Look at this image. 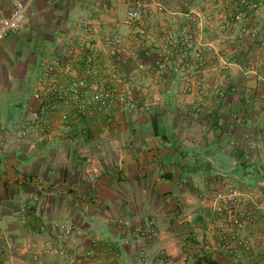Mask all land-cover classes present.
<instances>
[{
    "label": "crops",
    "instance_id": "0c3cea01",
    "mask_svg": "<svg viewBox=\"0 0 264 264\" xmlns=\"http://www.w3.org/2000/svg\"><path fill=\"white\" fill-rule=\"evenodd\" d=\"M23 1L28 7L25 27L0 40V124L20 116L57 39L75 31L83 0ZM128 1L91 3L108 29L130 36L133 28L123 25ZM160 1L162 11L148 2L146 38L128 42L136 59L119 64L129 82L120 89L143 84L142 94L132 90V96H142L140 103L159 96L158 105L119 116L109 132H104L102 120H84L81 128L86 134L74 143L51 142L34 150L11 143L0 153V236L9 237L16 249H5L0 264H62L46 253L48 242L67 250L94 246L110 264H141L142 256L149 264H250L242 251L229 256L217 249L220 238L204 203L188 194L182 182L206 177L216 151L231 158L233 166L241 164L230 142L264 130L261 40L232 41L239 28L233 19L238 0ZM11 10V0H0V23ZM193 11H199L201 21L197 40L213 43L214 50L206 53L207 67L198 69L190 50L184 72L173 60L162 82L153 75L139 79L137 64L155 62L163 29L179 33L194 18ZM248 15L259 21L264 33V7L256 16L252 11ZM219 33L232 36L219 46ZM221 57L229 58L227 71L221 68ZM241 66L247 70L241 71ZM215 84L224 85L222 97ZM231 114L246 120L232 137L226 132L233 124ZM253 162L264 165V150ZM149 220L157 236L146 241L135 230ZM63 222L75 228L67 239L57 229ZM260 224L251 229L257 240L256 264H264V223ZM32 252H37V261Z\"/></svg>",
    "mask_w": 264,
    "mask_h": 264
},
{
    "label": "built area",
    "instance_id": "2783aa9c",
    "mask_svg": "<svg viewBox=\"0 0 264 264\" xmlns=\"http://www.w3.org/2000/svg\"><path fill=\"white\" fill-rule=\"evenodd\" d=\"M215 1L231 3L232 0ZM148 2L154 4L158 10H163L160 0L128 1L123 25L132 27L134 31L130 36H125L114 28L106 27L101 15L92 8L91 0L82 1L75 31L57 39L56 50L49 55L38 73L35 87L24 102L20 116L0 124V153L11 143L29 150L51 142L74 143L86 134L81 124L87 119L97 122L102 120L104 132H109L119 116L148 112L151 107L161 102L159 96H153L151 101L143 103H140L142 96L133 97L132 90L142 94L143 84L133 86L132 90L120 89V85L128 81L120 74L119 64L125 59H136V54L130 50L128 42L146 38L144 19ZM11 4L9 17L0 23V40L22 30L28 20V7L23 0H11ZM235 6L238 11L233 19L239 24V28L233 38L239 43L260 39L264 52L261 24L248 15L252 11L256 16L264 7V0H238ZM193 15L194 18L179 33L170 28L163 29V41L156 45L158 53L155 62L137 64L136 76L139 79L153 75L156 82H162L173 60L180 71L184 72V61L190 50L195 66L200 70L207 67L206 53L214 50L213 43L197 40V30L201 22L199 11ZM229 38V35L221 34L215 44H223ZM173 52L176 54L173 55ZM221 61L222 70L227 71L229 58L221 57ZM246 70L245 67L241 68L243 72ZM216 93L222 97L224 90L216 89ZM230 119L233 124L226 128V132L232 137L235 127H242L246 120L237 114H231ZM230 146L238 151L240 163H252L255 155L260 156L264 150V130L245 133L242 139L232 140ZM217 183L220 185L215 189L210 187L208 208L212 213L213 224L221 232L218 247L229 252L240 249L244 254L250 253L251 242L247 229L254 225V219L247 211H242L240 205L245 196L261 195L263 186L261 183H257L256 188L245 184L237 186L221 179ZM21 211L25 212L24 208ZM57 229L66 239L75 232L73 225L68 222L60 223ZM135 235L146 241L154 239L157 236L155 223L149 220L146 226L135 230ZM44 248L47 254L57 257L62 264H110L98 256L94 246L67 250L64 246L56 248L48 242ZM5 249L16 252L12 240L0 236V258ZM31 258L37 261V252H32ZM140 261L141 264H149L143 256Z\"/></svg>",
    "mask_w": 264,
    "mask_h": 264
},
{
    "label": "rangeland",
    "instance_id": "374dc122",
    "mask_svg": "<svg viewBox=\"0 0 264 264\" xmlns=\"http://www.w3.org/2000/svg\"><path fill=\"white\" fill-rule=\"evenodd\" d=\"M220 35H221V33L218 34L215 41H217V39H218V37H220ZM231 36L232 35H229V37H231ZM229 40H230V38H229ZM233 40L236 41L234 38L232 39V41ZM220 51H223V50H220ZM220 53L221 52H219V54ZM241 68H242V66H241ZM241 68H240V70H241ZM214 88L216 91V89H219V88L224 89L225 87L223 84L222 85L221 84L220 85L215 84ZM234 93H235V91H234ZM218 129L222 134V130L220 129V126L218 127ZM221 136L223 138L226 137L225 135H221ZM222 137H221V139H223ZM231 162H232V159L228 158L227 155L220 153V151H216L213 155V159H211L212 169L208 170V173H207L208 175L206 177L204 175L198 176L197 179L194 181L186 178L187 180L184 179L182 184L185 187H187L188 194H191V196L194 199H198L199 201L204 203V205H205L204 209H206L208 211L207 217L211 220H212V213H210V210L208 208V204H209L208 199L210 198V187L212 189H215L216 186L220 185L217 183L218 179L225 180L227 183L234 184L237 186H241V185L245 184V185H248V186L253 187V188L257 187V183L262 184L263 189L261 190V195L258 196V195L254 194L251 197L245 196L243 199L244 201L240 205V209H242V211H245V212L247 211L250 214V217H252L254 219L253 220L254 225L250 226L247 229V233H249L248 237H249V235H251L252 240L249 237L250 242H251V251H250V253H247L248 256L246 257V259H248L247 263L256 264L255 259L259 258V257H257L258 250H255L256 249L255 244H256L257 240L254 239V236H253L254 233L251 232V229L258 227L259 225H261L260 223H264V165L260 166V176H261L260 179L257 180L254 184H248L244 181V179H246V176L243 173L242 167H239V165L233 166ZM214 227H215L214 229L217 230L216 232L218 233L219 238H220L221 232L215 226V224H214ZM263 230H264V228H263ZM262 237H263L262 239L264 240V231H263ZM215 246L217 247L218 250L228 254L229 256H234V253L240 252V249H233L231 252H229V251H225L223 249L221 250L218 247V244ZM200 259H202V258H200ZM203 259L205 260L206 258L203 257ZM258 261H259V259L257 260V262ZM261 261L264 263V256H263V258H261Z\"/></svg>",
    "mask_w": 264,
    "mask_h": 264
},
{
    "label": "trees",
    "instance_id": "16d2710c",
    "mask_svg": "<svg viewBox=\"0 0 264 264\" xmlns=\"http://www.w3.org/2000/svg\"><path fill=\"white\" fill-rule=\"evenodd\" d=\"M239 167H242L243 173L246 176L244 181L248 184H254L260 179V165L258 162L253 163H241Z\"/></svg>",
    "mask_w": 264,
    "mask_h": 264
}]
</instances>
